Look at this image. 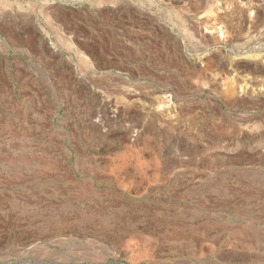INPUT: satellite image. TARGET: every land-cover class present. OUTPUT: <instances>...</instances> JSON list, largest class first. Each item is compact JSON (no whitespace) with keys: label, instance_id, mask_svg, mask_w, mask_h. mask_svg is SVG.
<instances>
[{"label":"rangeland","instance_id":"1","mask_svg":"<svg viewBox=\"0 0 264 264\" xmlns=\"http://www.w3.org/2000/svg\"><path fill=\"white\" fill-rule=\"evenodd\" d=\"M0 264H264V0H0Z\"/></svg>","mask_w":264,"mask_h":264},{"label":"bare ground","instance_id":"2","mask_svg":"<svg viewBox=\"0 0 264 264\" xmlns=\"http://www.w3.org/2000/svg\"><path fill=\"white\" fill-rule=\"evenodd\" d=\"M85 54V53H84Z\"/></svg>","mask_w":264,"mask_h":264}]
</instances>
